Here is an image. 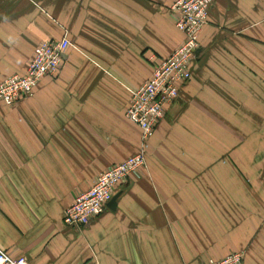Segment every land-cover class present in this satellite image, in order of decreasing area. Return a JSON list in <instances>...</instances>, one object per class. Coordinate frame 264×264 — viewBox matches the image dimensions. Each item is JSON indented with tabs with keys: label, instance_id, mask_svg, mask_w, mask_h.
Instances as JSON below:
<instances>
[{
	"label": "crops",
	"instance_id": "crops-1",
	"mask_svg": "<svg viewBox=\"0 0 264 264\" xmlns=\"http://www.w3.org/2000/svg\"><path fill=\"white\" fill-rule=\"evenodd\" d=\"M178 0H0V83L66 38L57 78L0 102V252L28 264H264V0H216L193 78L166 109L147 166L86 228L67 208L136 155L133 93L183 42Z\"/></svg>",
	"mask_w": 264,
	"mask_h": 264
},
{
	"label": "built area",
	"instance_id": "built-area-1",
	"mask_svg": "<svg viewBox=\"0 0 264 264\" xmlns=\"http://www.w3.org/2000/svg\"><path fill=\"white\" fill-rule=\"evenodd\" d=\"M216 0H178L171 8L177 28L185 39L182 46L166 59L152 78L133 93L127 112L129 121L141 130L139 152L126 162L100 174L88 192L78 196L65 211L64 224L71 228H86L108 209L118 187L147 166L150 140L157 125L165 118L166 109L180 99L181 90L193 78V64L198 58L200 34ZM70 48L68 39L41 43L24 76H12L0 83V102L14 108L34 96L40 82L57 78ZM245 252L233 253L216 261L198 264H244ZM0 264H28L26 258L12 259L0 252Z\"/></svg>",
	"mask_w": 264,
	"mask_h": 264
},
{
	"label": "water",
	"instance_id": "water-1",
	"mask_svg": "<svg viewBox=\"0 0 264 264\" xmlns=\"http://www.w3.org/2000/svg\"><path fill=\"white\" fill-rule=\"evenodd\" d=\"M199 53V52H198ZM120 197V195H116L112 198V200L110 201V203L108 204V208L115 210L116 206H117V200Z\"/></svg>",
	"mask_w": 264,
	"mask_h": 264
}]
</instances>
